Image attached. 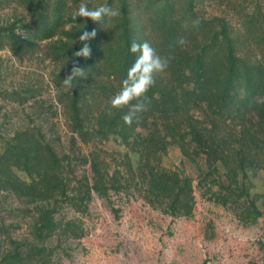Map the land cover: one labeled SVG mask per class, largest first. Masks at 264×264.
I'll return each mask as SVG.
<instances>
[{"label": "rangeland", "instance_id": "obj_1", "mask_svg": "<svg viewBox=\"0 0 264 264\" xmlns=\"http://www.w3.org/2000/svg\"><path fill=\"white\" fill-rule=\"evenodd\" d=\"M1 1L7 0H0V5ZM9 1L11 5L0 6V24H15L23 34L46 27L41 24L44 18L34 14L36 7L50 3L42 14L53 24L58 12L75 19L72 12L81 2ZM176 1L195 28L196 24L204 27L202 33L230 35L233 46H243L246 34L256 35L257 40L250 43L253 46L263 39L264 0ZM86 2L89 7L107 4L118 13L100 21L76 18L81 24L83 20L90 22L91 32L99 35L103 46H130L134 39L142 43L145 34L152 41L156 39L150 22L156 13L147 0ZM72 28L64 25L55 31L64 34ZM197 37L187 41L189 46L203 44L202 36ZM67 42L61 35L39 46H27L33 52L21 55L8 46L0 49V262L9 258L7 263L11 264H264V168L246 165L234 170V155L229 156V168L222 159L210 161L186 130L183 140L169 146L166 153L150 155L155 172L150 174L143 168L147 174L143 176L138 170V154L132 153L116 132L90 128L83 140L73 132L58 105L59 80L68 61L60 59L55 50ZM84 43L78 40L75 46ZM110 73L107 68L96 83ZM91 118L88 115L86 122ZM34 127L41 128L47 139L65 152L60 156L65 163L74 166L70 176L78 182L74 186L78 188L76 204L63 199L48 206L43 196H34L29 186V131ZM233 133L222 129L219 134L228 138ZM219 143L240 148L230 139ZM93 164L103 176L99 190L93 186L97 175ZM161 169L166 171L163 177ZM168 173H177L190 183L193 201L188 213L170 211V187L162 189V196L154 189L153 198H147L150 186L160 187L161 181H169ZM85 178L93 187L91 193L79 184L87 183ZM44 212L54 221L42 222Z\"/></svg>", "mask_w": 264, "mask_h": 264}, {"label": "trees", "instance_id": "obj_2", "mask_svg": "<svg viewBox=\"0 0 264 264\" xmlns=\"http://www.w3.org/2000/svg\"><path fill=\"white\" fill-rule=\"evenodd\" d=\"M147 3L154 7L156 13V18H150L156 39L152 41L145 34L142 41L150 42L155 53L167 61V66L154 73L152 85L139 100L143 109L134 115L130 123L122 119L129 107H112L110 100L119 91L135 54L129 52V46H103L101 38L95 33L87 43L89 55L73 56L82 47L75 46L82 27L87 28L88 32L93 29L89 28L92 26L90 22L83 20L84 24H81L79 18H64L56 6L58 13L53 24H50L46 21L48 15L45 17L42 14L45 5L51 7L47 3L40 6L41 9L36 7L34 12L40 15L39 18H44L41 22L46 26L43 31L23 34L15 24H0V49L8 46L18 55L27 54L33 52L27 46H39L43 41L66 36L68 42L55 50L60 59L68 61L59 80L61 96L58 105L66 114L73 132L80 134L83 140L87 139L90 128L116 132L132 153L138 154V170L143 176L147 175L145 171L150 174L155 172L150 167V155L166 153L169 146L183 140L186 130H189L193 141L204 148L210 161L222 159L229 168V156L234 155L237 158L234 170L246 165L258 170L264 168V35L260 43H256L257 46L250 45L257 40L254 34L243 35L248 38L246 42L243 38V46H233L230 35L202 33L205 30L202 25L196 24L195 28L176 0H147ZM11 4L9 0L1 1L0 6ZM36 23H39L38 20ZM128 23L126 19L124 24L127 31ZM64 25H72V31L64 34L55 31V27ZM197 35L202 36L203 44L189 46L187 41ZM138 42L141 43V40ZM73 67H78L81 72L71 85H65L63 79L71 74ZM106 67L111 73L106 80L96 83L101 74L104 76ZM92 108L94 110L90 111ZM88 115L92 118L86 122ZM222 129L234 133L226 138L219 134ZM143 130L147 133H142ZM29 136V165L32 171L29 186L34 196H43L48 206L56 205L63 199L64 203L76 204L79 201L75 194L78 188L74 186L78 182L75 177L72 181L70 176L74 166L71 163L67 165L65 159L60 157L64 151L58 150L41 128L34 127L29 131ZM225 139L234 140L240 148H226L219 143ZM222 143L227 145L226 142ZM184 155L189 156V151L184 150ZM127 159L132 162L129 153ZM98 168L93 164L94 175ZM160 172L163 177L166 171L161 169ZM95 176L93 186L99 190L103 176L98 172ZM167 176L169 181H161L160 187L154 185L147 189V198H153L155 190L162 196V189L170 187V211L188 213L193 201L190 183L177 173H168ZM85 180L87 183L79 181V184L86 185V193H91L93 187H90L88 178ZM41 221L50 224L54 218L49 212H44ZM37 234L41 235L42 232ZM8 260L5 258L0 264H11L7 263Z\"/></svg>", "mask_w": 264, "mask_h": 264}, {"label": "clouds", "instance_id": "obj_3", "mask_svg": "<svg viewBox=\"0 0 264 264\" xmlns=\"http://www.w3.org/2000/svg\"><path fill=\"white\" fill-rule=\"evenodd\" d=\"M118 13L107 4H100L96 7H89L86 0H81L79 6L72 12V16L76 19L91 18L93 21H100L105 16H116ZM95 35V31H81L78 40L85 42L79 50L73 53V56L87 57L90 53L88 44L86 43ZM129 52L135 54V58L127 69V74L121 82V87L111 98L112 107H120L127 105L129 110L122 119L126 123H130L134 115L143 109V104L139 102L140 98L147 92L153 83L154 73L162 71L167 66V61L155 53V50L148 42L132 41L129 46ZM81 70L73 67L71 74L63 79L65 85H71L74 78L78 76ZM137 101L136 103H132Z\"/></svg>", "mask_w": 264, "mask_h": 264}]
</instances>
